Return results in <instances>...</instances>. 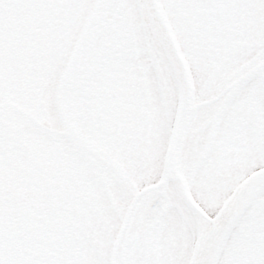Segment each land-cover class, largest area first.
I'll return each instance as SVG.
<instances>
[{
  "label": "snow or ice",
  "instance_id": "1",
  "mask_svg": "<svg viewBox=\"0 0 264 264\" xmlns=\"http://www.w3.org/2000/svg\"><path fill=\"white\" fill-rule=\"evenodd\" d=\"M0 264H264V0H0Z\"/></svg>",
  "mask_w": 264,
  "mask_h": 264
}]
</instances>
